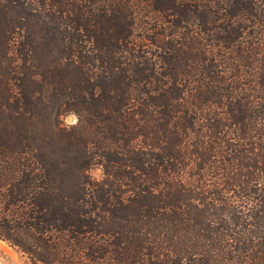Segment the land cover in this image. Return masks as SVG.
Listing matches in <instances>:
<instances>
[{
  "label": "trees",
  "instance_id": "1",
  "mask_svg": "<svg viewBox=\"0 0 264 264\" xmlns=\"http://www.w3.org/2000/svg\"><path fill=\"white\" fill-rule=\"evenodd\" d=\"M0 238L264 264V0H0Z\"/></svg>",
  "mask_w": 264,
  "mask_h": 264
},
{
  "label": "rangeland",
  "instance_id": "2",
  "mask_svg": "<svg viewBox=\"0 0 264 264\" xmlns=\"http://www.w3.org/2000/svg\"><path fill=\"white\" fill-rule=\"evenodd\" d=\"M61 119L66 126H72L77 123V116L72 112L63 115ZM101 172L99 167H94L92 171L93 175L97 177L101 175ZM0 262L2 264H43L3 238H0Z\"/></svg>",
  "mask_w": 264,
  "mask_h": 264
},
{
  "label": "bare ground",
  "instance_id": "3",
  "mask_svg": "<svg viewBox=\"0 0 264 264\" xmlns=\"http://www.w3.org/2000/svg\"><path fill=\"white\" fill-rule=\"evenodd\" d=\"M1 263V262H0ZM2 264V263H1Z\"/></svg>",
  "mask_w": 264,
  "mask_h": 264
},
{
  "label": "water",
  "instance_id": "4",
  "mask_svg": "<svg viewBox=\"0 0 264 264\" xmlns=\"http://www.w3.org/2000/svg\"><path fill=\"white\" fill-rule=\"evenodd\" d=\"M1 264V263H0Z\"/></svg>",
  "mask_w": 264,
  "mask_h": 264
}]
</instances>
